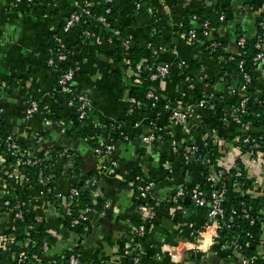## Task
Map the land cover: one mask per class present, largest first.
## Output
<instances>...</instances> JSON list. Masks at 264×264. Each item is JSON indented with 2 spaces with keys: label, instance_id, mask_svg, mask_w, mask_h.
I'll return each mask as SVG.
<instances>
[{
  "label": "crops",
  "instance_id": "obj_1",
  "mask_svg": "<svg viewBox=\"0 0 264 264\" xmlns=\"http://www.w3.org/2000/svg\"><path fill=\"white\" fill-rule=\"evenodd\" d=\"M135 2L117 1L126 10L124 21L128 23L130 36L145 44L151 37L150 26ZM64 4L63 0L31 3L0 0V108L3 109L0 128L14 134L35 157L51 159L67 150L53 167L50 178L58 192L66 194L72 186L99 174V190L93 195L90 220L74 228L65 217L64 200L49 194L45 182L37 180L29 186L30 212L43 218L44 239L49 244L48 251L42 247L34 250L36 261L31 264H64L72 252L79 255L80 264H134L129 256L133 230L144 219L136 184L148 179L156 181L154 195L159 206L157 217L140 240L143 264H243L244 253L235 246L224 249L219 243L209 245L208 238L213 234L211 229L205 231L209 221L207 211L192 198L187 202L189 196H186L174 205L166 201L179 188L191 192L203 184L208 158L211 168L230 172L241 169L251 181V186L242 193L264 200V160L252 157L238 141L248 130L242 121L247 120L246 115L234 114L235 96L229 93V86H238L241 81L239 71L229 78L217 58H211L206 50L197 48L182 35L170 32L171 41L159 55L161 62L170 65V77L163 80L150 74L151 87L162 93L172 107L195 106V114L188 123L173 124L168 120V108L157 115L148 105L134 113L128 112L127 99L137 75L129 69L126 71L111 45L99 38L83 49L81 72L76 76L77 90L87 92L92 100L88 118L78 127L65 118L60 119L62 126H48L43 112L28 117L26 109L34 95L47 112L53 113L65 100L58 90V72L44 62L45 49L66 18ZM148 5L166 24L171 22L169 15L190 21L194 12L211 11L213 27L209 39L217 40L227 54L238 53L239 37H254L262 15L260 2L251 0H150ZM221 14L225 16L223 20ZM80 37L81 28L75 27L65 36V43L78 50ZM88 47L94 51L93 56L88 54ZM180 61L186 62L182 69ZM194 62L199 63L192 78L196 87L183 89L178 83L179 70L189 71ZM252 74L248 95L260 101L264 98V64L255 66ZM2 76L9 77L12 83L3 85ZM196 89L201 95L215 99L213 110L197 106L200 97H196ZM65 111L69 113L70 108L67 106ZM152 121L164 131L159 139L148 143L144 136L151 132ZM195 121L209 123V130L204 132V127L195 125ZM173 138L180 144L177 153L172 152ZM96 140L116 145L114 170L102 169L104 159L94 150ZM195 146L202 157L192 156L186 163L184 154ZM11 167L12 162L0 143V205L7 197L5 185L16 192L27 181L23 168L22 183L8 181L7 170ZM261 214L258 249L264 251V212ZM14 224L13 215L0 210V242ZM39 224L35 225L37 229ZM197 239L206 243L203 253L186 248V241Z\"/></svg>",
  "mask_w": 264,
  "mask_h": 264
},
{
  "label": "built area",
  "instance_id": "obj_2",
  "mask_svg": "<svg viewBox=\"0 0 264 264\" xmlns=\"http://www.w3.org/2000/svg\"><path fill=\"white\" fill-rule=\"evenodd\" d=\"M28 2H34L37 0H27ZM64 1V0H63ZM70 3V10H65V22L62 25L61 30L55 32L52 35L54 40L53 45L49 48V57L46 61L47 66L51 69H54L58 72V90L62 94H74L68 100V107H73L75 103H77V114L79 120L85 121L89 112L92 108V100L90 95L87 92H80L76 87V73L81 68L82 63L79 60L74 61V55L80 57L83 49L87 47L91 42L96 39L102 38L106 40L109 44L112 43L113 37H121L122 38V46L125 50L124 59H122L123 63L130 64V48L132 45V36L124 37L122 35V31L112 26L111 22L107 19L106 14L112 11L113 5L118 4V0H68ZM213 1V0H204V2ZM252 3L260 2L262 12L260 20L258 21L257 32L252 39H247L245 36L239 37L237 43L239 50L245 48L246 44L249 40H253L254 47L257 50L254 57L252 58L253 66H257L261 63L264 64V0H251ZM65 3V2H64ZM135 7L138 10H141L144 4L141 1H136ZM95 6H103L105 8L106 13L102 14H94L93 9ZM147 14L152 18L156 17L153 24H149L151 38H153L156 34L160 32L156 23L160 21V16L156 14L153 9H151L150 5H147ZM170 17V27L171 32L174 34H179L189 40L192 44H194L197 48L202 50H206L211 58H214V53H216L219 48V42L217 40H210L209 35L212 31L213 22L210 19L201 20L199 13L194 12L191 15L190 21L193 23L192 28L187 31H181L180 28L183 26V21H178L176 18ZM221 20L225 18L223 14H221ZM86 18H91L89 21ZM121 20L124 21L125 16H119ZM88 22V26L82 27V23ZM75 27L81 28V37H80V47L78 50L74 49V46H69L65 43V36ZM200 29V31H199ZM149 39V40H150ZM147 41L148 46L153 48L154 61L152 63L155 66L156 73H153V77L166 80L170 77L171 67L167 63L161 62L159 59V55L162 51L166 49V43H163L161 46L156 47L153 42ZM239 52V51H238ZM237 53L231 54H220L216 55L219 62L224 66L228 61L235 60V56ZM143 62H148V58H143ZM141 62V63H143ZM61 63H65L68 65L67 68L63 69ZM144 65V64H143ZM140 65L138 70L133 71L137 75L136 81L133 85L140 83L143 80L142 70L143 68H149L147 64L144 66ZM180 68L186 66L185 61L179 62ZM239 73L241 75V81L238 86H229V93L231 95L242 96L239 105L234 106L233 111L234 114L238 115H246V105L249 100L248 90L249 86L252 83V71L247 69L245 66V62L243 60L238 62ZM132 69V67L130 66ZM226 73V72H225ZM142 77V79L140 78ZM203 76H200L202 79ZM224 79V76H221ZM3 85H6V82H2ZM189 87L191 89H195L196 84L192 78H190ZM76 92V93H75ZM147 101L138 100L133 97H129L128 101V112L134 113L138 108L143 105H148L150 109L154 108L157 105V101L160 98L165 97L162 93L156 91L155 88L151 87L147 91ZM197 106L205 109H214L215 108V99L212 96L202 95L197 100ZM194 104H189L186 106H167L168 120L173 124H186L188 123L195 114ZM3 111L0 108V115ZM40 112V105L36 99H31L29 105L26 109V114L28 117H32ZM242 121L246 124L248 130L245 134L238 139L241 145L247 144L248 148L246 149L248 153L260 160H264V149L261 147L264 145V134L257 133L256 127L250 120L242 119ZM44 122L48 126H62L63 121H56L50 117L44 118ZM74 125L73 120L71 122ZM200 122L195 121V125L199 126ZM164 131L161 126H159L156 121H152V129L151 132L144 136V140L148 143H153L157 139H159V134ZM42 137L39 138L41 141ZM0 143L4 146V150L6 155L12 159V167L7 170V178L10 182H20L22 183V173L21 168L23 167H40L39 170V180L45 182L47 184V192L57 199L64 200V210L65 217L68 219V222L72 228L77 227L81 224H84L90 220L91 217V207H86L84 209L76 210L74 208V204L77 202V199L80 195V189L77 186H72L68 193L63 194L58 192L54 186H50V178L48 177V173L46 170V166H43V156L35 157L32 154L28 153V151L17 141L14 134L11 132L3 131L0 128ZM243 147V146H242ZM171 148L172 152L177 153L180 148L179 142L173 138L171 140ZM94 150L97 155L101 156L104 159V164L102 165V169L112 171L117 167V161L113 158V155L116 151V145L112 142H106L103 140H96ZM67 153V150L62 152V156ZM200 153V150L197 146H195L191 151L186 152L184 154L185 162L189 163L192 156H196ZM210 159H207L206 162V173H205V181L201 186L197 189L189 192L185 188L177 189L169 199H167V203L169 204H178L180 203L186 196H190L195 204L198 207L204 208L207 211L208 223L205 226V231L212 230L211 238H208L209 245H213L216 243L221 244V246L225 249L229 245H233L238 248L241 252H246L250 243L244 242L243 236L239 231H235L233 228L235 225L239 226V223L242 221H248L251 225L255 224L256 220H262V216H255L254 212L250 209L243 207L242 204L238 206H233L231 210H228L224 203L227 199V192L229 188V184L231 182V178H236L237 180L240 178H245L244 173L241 169H236L234 171H227L224 168H211L210 167ZM86 186H92L94 188V194L99 190V174L93 175L91 177L86 178L85 180ZM156 186V181L153 179L143 180L136 184V189L139 193V196L142 200L141 203V211L144 214L143 222L138 224L133 230V245L130 250V255L132 261L135 264H143V252L141 247L140 240L146 236L148 233V225L155 220L158 214L157 206H159V201L154 195V188ZM7 191V197L2 201L0 205V210L9 212L13 215L15 224L24 219V211L23 206L26 204L25 201L19 200V194L15 191L13 192L12 187L5 185ZM93 194V195H94ZM244 194H241V197ZM262 210L264 211V200H263ZM36 220L38 223L43 222V218L40 216H36ZM37 223V224H38ZM14 224V226H15ZM14 226L12 228H14ZM228 230L231 235H226V240H220L221 232ZM26 238L23 241L17 242L18 248L16 250L13 249V245L15 244V237L9 236V234L5 233L2 236L0 242V251H10L11 259L14 264H21L27 259V252L23 250L22 247L32 243H35L34 238L29 237V230L25 231ZM198 234V233H197ZM197 234H194L197 236ZM246 235L252 238L254 241H257L258 247L260 246V240L256 239V237L248 231ZM195 236V237H196ZM229 237V238H228ZM255 237V238H254ZM205 242V241H204ZM202 239H197V241L188 240L185 242L186 248L198 253H203L205 251V244ZM16 245V244H15ZM42 249L44 251H48L49 244L46 240L42 243ZM22 248V249H21ZM258 253L253 255H246L244 253V257L242 259L243 264H256V261L263 257L264 251L258 249ZM32 263V262H31ZM3 264V263H0ZM64 264H80V257L78 254L72 252L70 253L64 262Z\"/></svg>",
  "mask_w": 264,
  "mask_h": 264
},
{
  "label": "trees",
  "instance_id": "obj_3",
  "mask_svg": "<svg viewBox=\"0 0 264 264\" xmlns=\"http://www.w3.org/2000/svg\"><path fill=\"white\" fill-rule=\"evenodd\" d=\"M136 1H141L144 6L142 7L141 14L143 16V18L149 23V24H153L154 20L156 17H150L147 14V5L150 2V0H136ZM65 4H64V9L70 10V3L68 0H64ZM145 2V3H144ZM207 10V9H206ZM93 13L94 14H102V13H106L105 12V8L103 6H95V8L93 9ZM199 16L201 18V20L203 19H210L212 18V13L211 11L207 12V11H201L198 12ZM119 16H126V10L118 5V4H114L112 11L108 14H106L107 19L111 22L112 26L119 28L122 31V35L124 37H128L129 34V27H128V23L121 20L119 18ZM160 16V15H159ZM160 21H158L156 23V26H158V28L160 29V32L158 34H156L153 38H151L149 41L153 42L154 45H156V47L161 46L163 43H168L171 41V36H170V32H171V27L170 25L166 24L163 21V18L160 16ZM88 21L91 18H86ZM178 21H183V26L180 28L181 31H187L190 28H192L193 23L191 21L188 20H182L181 18L177 17L176 18ZM211 20V19H210ZM65 20L62 22L61 24V28L62 25L64 24ZM88 26V22L86 23H82V27H86ZM60 28V30H61ZM200 31V29H199ZM134 41H136L134 44ZM53 38H51V43L49 44L48 48L45 49L46 51V57L44 58V62L46 63L48 57H49V48L53 45ZM134 44V45H133ZM111 47L113 48V53L114 56L117 58L118 61H121V59H124L125 56V50L122 46V38L121 37H113V41L110 44ZM88 54L89 55H94V51L92 50V48H87ZM256 49L254 47V42L253 40H249L248 43L246 44L245 48L239 50V52L237 53V55L235 56V60L232 61H228L227 63L224 64V72L227 73L228 77L230 78L231 75L233 73H236L237 71H239V66H238V62L243 60L245 62V66L247 69L249 70H253L254 66L252 63V58L254 57L255 53H256ZM130 64H126L123 63L125 70L127 71L128 69L131 71H136L138 70L139 64L141 62H143V58L147 57L148 58V62L143 64H147L149 66V68H143L142 70V77L143 80L135 85L131 86L130 89V97L136 98L138 100H142V101H147V91L151 88V82L149 80V75L156 73V69L155 66L152 65L153 61H154V54H153V48L151 46H148L147 43L145 44H139L138 39H134L132 37V45L130 48ZM227 54L225 52H223L221 50V48H219V50L214 53V58H216V55H220V54ZM84 55L78 57L74 55V61L79 60L80 63H82V59H83ZM198 62H194L191 69L189 71L186 70H179V75H178V83L179 85L183 88V89H187L190 83V78H193V74L195 72H197L198 69ZM143 65V66H144ZM61 66L63 69L67 68L68 65L65 63H61ZM130 66L132 67V69L130 68ZM128 70V71H129ZM81 72V68L77 71L76 76L78 75V73ZM3 81L6 82V84L8 83H12V80L7 77V76H2ZM249 92V90H248ZM76 93V92H75ZM195 94L196 97H201V92L196 89L195 90ZM74 94H65V100L62 102V107L58 108L56 112H47V110L45 109V105L43 104V102H41L38 97L36 95H34V99H36L39 102L40 105V112H43V115L46 117H50L53 120L56 121H60L61 118H65V119H71L74 122V126L78 127L80 125V120L77 114V103L74 104L73 107H69L70 108V112H66L65 108L68 106V100L73 97ZM249 96V95H248ZM242 96L237 95L235 96V105H239L240 100H241ZM173 104V103H172ZM171 104V105H172ZM167 106H169V100L166 99L165 97L160 98V100L157 101V105L151 109V112L153 114L159 113V112H165V110L167 109ZM246 119L250 120L254 126L256 127V131L257 133H262L264 134V98H262L260 101L259 100H254L252 97L249 96V100L247 102L246 105ZM167 113V112H166ZM169 113V112H168ZM168 116V114H167ZM209 123L207 122H200V125H202L204 127L203 131L206 132L209 129ZM244 149L248 148L247 144H243L242 145ZM262 149H264V145L261 147ZM198 156L202 157L201 153L198 154ZM63 156H57L51 159H47L44 158L43 159V166H46V170L48 173V177L51 178V174L53 173V167L61 160ZM11 162L13 161L12 159L10 160ZM22 170V168H21ZM39 170L40 167H23V173L25 174V180L29 181H25V187L23 189H18L16 192L19 193V200H23L26 202V204L23 206V211H24V219L19 220L14 228H12L9 232H7V234H9V236L15 237V244L13 245V249L16 250L18 248V244L17 242L23 241L24 238H26V233L25 231L28 229L30 234L29 237L34 238L35 243L32 244H28L23 248V250H25L27 252V259L22 262L21 264H31V262L36 261L33 255L34 250L40 248L42 246L44 239V235H45V223L42 222L39 224V228L37 229L35 227V225L38 223L36 220V217L34 215H32V213L30 212V191H29V186L31 184H33L35 181L39 180ZM93 176V175H92ZM91 177V176H89ZM88 178V177H87ZM52 179V178H51ZM50 179V180H51ZM86 180V179H84ZM236 178H231V182L229 184V188H228V192H227V199L224 203V206L228 209L231 210V208L233 206H238L240 204L243 205V207H247V208H252L250 209L252 212H254L255 216H261L262 212H264L262 210L263 207V199L262 198H254V197H250L245 195L241 197L242 191H246L250 186H251V181L248 178H240L238 179L237 182H235ZM50 186H53V180H51V184ZM79 189H80V195L77 199V202L74 204V208L76 210H80V209H84L86 207H91L92 206V202H93V194H94V188L92 186H86L85 185V181H83L82 184H78L76 185ZM53 196V195H52ZM235 231H239L240 234L243 236L244 242H249L250 245L248 246L246 252H244L246 255H253L255 253H258V245H257V241L253 240L252 238L248 237L246 235V233L248 231H250L257 239V237L259 236V234L262 232V223L260 222V220H256L255 224L251 225L248 221H242L239 223L238 225H235V227L233 228ZM226 235H231V233L226 230L224 232H221L220 234V240H226L225 236ZM254 237V238H255ZM229 238V237H228ZM142 240V239H141ZM21 248V249H22ZM11 252L6 250V251H0V260H4L3 264H14L11 260ZM264 255V253H263ZM6 261V262H5ZM134 263V262H133ZM135 264V263H134ZM256 264H264V256L259 258L256 261Z\"/></svg>",
  "mask_w": 264,
  "mask_h": 264
},
{
  "label": "water",
  "instance_id": "obj_4",
  "mask_svg": "<svg viewBox=\"0 0 264 264\" xmlns=\"http://www.w3.org/2000/svg\"><path fill=\"white\" fill-rule=\"evenodd\" d=\"M145 145H147L148 146V144H145ZM152 147H156L155 145H153ZM189 200H191V197L189 196V197H187V202L189 201Z\"/></svg>",
  "mask_w": 264,
  "mask_h": 264
}]
</instances>
